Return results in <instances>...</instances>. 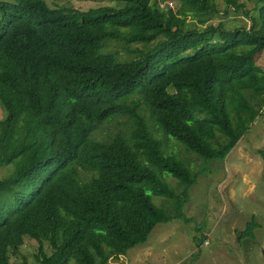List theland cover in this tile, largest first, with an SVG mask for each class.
I'll return each instance as SVG.
<instances>
[{
    "label": "trees",
    "instance_id": "trees-1",
    "mask_svg": "<svg viewBox=\"0 0 264 264\" xmlns=\"http://www.w3.org/2000/svg\"><path fill=\"white\" fill-rule=\"evenodd\" d=\"M99 1L115 5L0 1V264L27 237L38 264H110L157 226L188 224L205 162L224 160L264 110V0L236 30L212 20L250 17L245 0Z\"/></svg>",
    "mask_w": 264,
    "mask_h": 264
},
{
    "label": "rangeland",
    "instance_id": "rangeland-1",
    "mask_svg": "<svg viewBox=\"0 0 264 264\" xmlns=\"http://www.w3.org/2000/svg\"><path fill=\"white\" fill-rule=\"evenodd\" d=\"M5 1V0H0ZM7 1V0H6ZM11 1V0H8ZM53 8L66 7L89 11L112 2L99 0H46ZM250 17L242 12L229 16L215 15L212 22H226L229 30L251 27V18L258 16L257 0H245ZM179 4L172 2L170 8L177 10ZM193 24V23H191ZM257 65L264 69V52L257 57ZM5 111L0 105V119ZM108 130L116 128L108 126ZM107 131L99 139L106 137ZM158 139L163 136L156 135ZM174 141V139H171ZM172 152L188 157L198 169L199 160L187 155L182 147L174 145ZM207 166H206V165ZM205 173L190 191L185 206L189 220L176 221L156 227L147 244L138 245L119 260L110 264H264V110L239 145L224 160L205 162ZM8 168L0 169V180L8 174ZM169 181L176 185L175 179ZM161 205L162 199L154 198ZM256 222L259 229L254 238L247 236L248 225ZM46 252L51 254L48 244ZM41 243L27 237L21 253L11 252V264H22L24 258L30 264H38ZM69 264H77L71 260Z\"/></svg>",
    "mask_w": 264,
    "mask_h": 264
},
{
    "label": "built area",
    "instance_id": "built-area-1",
    "mask_svg": "<svg viewBox=\"0 0 264 264\" xmlns=\"http://www.w3.org/2000/svg\"><path fill=\"white\" fill-rule=\"evenodd\" d=\"M171 4H172L171 1L163 2V3H161V7L164 8V7H166L167 5L171 6Z\"/></svg>",
    "mask_w": 264,
    "mask_h": 264
}]
</instances>
